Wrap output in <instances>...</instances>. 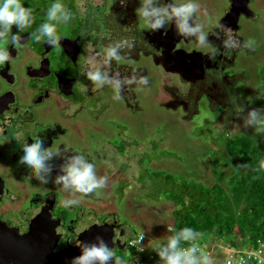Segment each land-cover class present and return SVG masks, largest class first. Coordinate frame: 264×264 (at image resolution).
I'll return each instance as SVG.
<instances>
[{
	"label": "flooded vegetation",
	"instance_id": "1",
	"mask_svg": "<svg viewBox=\"0 0 264 264\" xmlns=\"http://www.w3.org/2000/svg\"><path fill=\"white\" fill-rule=\"evenodd\" d=\"M64 1L68 4L66 7L73 13L74 19L67 25H58L57 34L60 36L58 48L51 47L44 41L37 43L30 38L31 33L46 21L47 8L55 0H21L24 6L35 7V23L20 33L26 42L25 47L15 49L10 43L4 45L10 51L13 60L0 65V230L8 238H12L14 233L19 234L17 237H20L22 242L35 238V242H39L35 246L36 250H43L41 245L43 241L47 242L50 248L57 240L53 253L64 255L73 250L74 256H77L79 243L86 241L85 236L88 238V234L85 233H88L90 227L97 225L103 227L105 238L109 237L111 240L109 247L114 249L116 257L121 259L123 264H147L150 262L145 257L149 253L147 248L139 251L145 254L141 261L138 258L139 254L128 258L118 257L117 250L129 249V244L131 245L135 237L138 238V234L134 232V236H127V231H123V224L118 219V213L111 211L112 214L103 207L106 202L97 208L102 210V213L97 215V222L89 225L88 203H83L88 197L81 199L78 206L65 208L61 201L67 194L62 192L59 186L51 182L43 185L35 179L29 182L26 179L29 170L26 166H18V158L23 155V144L31 143L39 135L46 138L45 146H52L53 150L61 148L71 153L84 154L96 166L107 161L97 153L99 142L94 143L89 137L88 116L99 124L100 114L104 110L113 112L119 105L122 110L135 117L132 122L135 124L139 120L138 113L141 110L138 105L139 92L135 86L126 88L123 93L124 99L117 101L113 99L114 93L110 87L104 86V93L101 95L102 90L83 75L87 67L85 57L90 53L101 52L107 45L106 42L128 38L135 44L132 52L133 62L123 59L104 65L103 70L109 74L119 72L121 77H124L141 72L148 77V69L143 62L148 58L166 76L178 77V80L172 83L171 90L170 88L167 90L171 93L170 97L161 98L164 102L167 99L165 104L168 105H163L164 107L169 110L179 107L186 113L185 116L194 113L200 115L198 105L203 100H207L212 109H216L220 101L227 98L232 85L224 83V90L218 88L214 84L218 76L212 71L207 74L203 68L200 69L202 75L200 84L198 85V80L190 82L186 75L182 76L177 72L179 63L182 64L183 70L188 68L193 73L198 71L200 65H207L206 67L211 65L215 70L227 67V71L228 68L236 67L239 55L252 54L254 51L224 50L221 47V40L214 36L217 31L215 26L209 35V40L218 48L215 60L209 59V51H188L187 46L192 38L177 36L173 24L169 23L161 31L153 33L138 20L135 9L139 7V0H126V6L123 7L120 0ZM228 1L230 9L226 10L219 24L230 27L238 39L246 41L239 34L240 21L243 17L254 21L260 20L259 17L256 18V12L251 6L254 0ZM164 2L167 3L169 0ZM233 5L242 10L250 8L254 15L248 17L242 11L238 23L233 17L231 21L226 20L227 16L232 14ZM81 6L85 9L83 12L80 10ZM16 31L14 26L13 32ZM255 51L257 53L258 49ZM231 52L232 55L228 56ZM232 73L231 75H234L232 83H235L237 81L235 76L242 72L236 67ZM231 75H227L225 79ZM207 83H212L213 86L211 84V87L207 85V88H204ZM196 85L202 93L196 101L190 97L187 99ZM120 121L124 124V120ZM120 129L121 125L117 127V130ZM104 141L109 140L104 138ZM100 156L102 158L98 159ZM53 163L59 165L62 161L54 160ZM52 175L54 178L56 172L54 171ZM116 175L113 173L110 178ZM116 181L117 189L114 191L116 196L113 198L115 202L119 199L117 193L120 189L119 184L123 183L120 179ZM124 186L123 194H119L122 198L127 188V185ZM54 228L57 237L54 236ZM36 231L40 236H23L34 232L36 234ZM66 234L72 235L68 242L64 239ZM62 239L63 245L59 244ZM137 249L139 250L138 247ZM74 256L37 259V264H69Z\"/></svg>",
	"mask_w": 264,
	"mask_h": 264
},
{
	"label": "rangeland",
	"instance_id": "2",
	"mask_svg": "<svg viewBox=\"0 0 264 264\" xmlns=\"http://www.w3.org/2000/svg\"><path fill=\"white\" fill-rule=\"evenodd\" d=\"M61 2L68 6L64 0ZM197 2L201 5L197 15L205 26L204 31L210 35L215 24L219 23L226 10L230 9L229 1L197 0ZM251 6L256 12V18L259 17L260 20L254 21L243 17L240 21L239 34L245 40L254 39L258 51L238 56L236 67L242 73L235 76L237 78L235 83H232L234 75L231 74L236 67L228 68L226 71L227 67L215 70L211 65L208 67L200 65L198 71L193 73L188 68L183 70L182 64L179 63L177 72L182 76L186 75L190 82L200 81L202 78L200 69L203 68L207 74L212 71L218 76L217 80L214 79V84L218 88L224 90V83L232 85L229 95L220 101L216 109H212L207 100L199 102L200 115L194 113L185 116L186 113L179 107L171 110L164 107L168 105L165 102L171 94L167 90L169 88L171 90L172 83L177 81L178 77L166 76L151 59L146 58L143 62L147 66L148 79L151 81L149 87L138 91L140 98L138 105L141 110L138 113L139 120L133 124L135 117L122 110L119 105L113 112L104 110L100 114L99 124L88 116L89 137L94 143L99 142L97 153L107 160L96 166L97 175L108 177V186L102 190L100 197L86 196L88 198L83 200V203H88V223L90 225L97 222V215L102 213V210L97 208L106 202L103 207L110 213L111 211L118 213V219L123 224V231H127V236H134V232H137L138 237L144 234L145 241L142 244L149 252L147 255L141 254L137 247H130L127 250H117L118 257L128 258L139 254L140 261L145 255L150 261L147 264H160L153 248L166 243L167 237L173 234L168 232L167 228L173 227L174 210L177 208L174 201L167 199L166 195L173 193L174 187L177 188V185L184 184L187 180L201 182L206 186L220 183L215 171L217 166L209 157L216 149L220 150L218 146L220 140L226 134L232 138L245 133L257 135L254 128L243 126V117L253 108L264 109V0H254ZM25 7H32L36 11L33 5ZM187 50L209 51L197 47L194 38L189 42ZM198 74L199 76H196ZM227 75L231 77L225 79ZM206 82L207 80L204 81ZM211 84L207 83L204 88H207V85L211 87ZM198 85L192 88L187 99L190 97L196 101L202 93L201 89L197 88ZM100 89L103 95V88ZM162 96L167 97L165 102ZM120 120H124V124ZM120 125L121 129L117 130ZM104 138L109 141H104ZM101 156L98 159H101ZM219 164L224 167L226 173H229L223 163ZM150 168L157 170L155 176L160 175L159 180L155 178ZM113 173L117 174L114 176L115 179L110 178ZM119 179L124 184H119L120 189L117 190L119 199L115 202L114 191L117 189L116 180ZM124 185H127V188L122 198L119 194H123ZM71 238V234H66L64 239L68 242ZM233 238L243 240L238 232ZM64 239L59 244L63 245ZM136 239L135 237L133 240ZM197 246L202 253L214 252L215 257L222 255L228 247L223 240L217 238Z\"/></svg>",
	"mask_w": 264,
	"mask_h": 264
},
{
	"label": "clouds",
	"instance_id": "3",
	"mask_svg": "<svg viewBox=\"0 0 264 264\" xmlns=\"http://www.w3.org/2000/svg\"><path fill=\"white\" fill-rule=\"evenodd\" d=\"M121 6H126V0H120ZM81 12L85 9L80 7ZM201 5L197 0H139V7L135 15L139 21L151 32H159L169 23L175 27L176 35L183 38H194L199 48L209 49L208 57L215 60L218 48L209 40V34L204 31V24L197 15ZM74 19L73 13L61 2L55 0L46 11V21L41 23L30 38L39 43L44 41L51 47H59L60 36L57 34L58 25H67ZM36 17L32 7H25L21 0H0V65L12 62L13 57L4 45L11 44L13 48L20 49L26 46L24 37L20 35L32 27ZM15 26L16 32H13ZM217 31L214 36L221 40L224 50H256V41L248 39L241 41L230 27L216 23ZM135 44L128 38L114 40L105 45L101 52L90 53L85 57L87 65L83 75L97 88L108 86L112 89L113 99H124L126 88L135 86L137 91L149 87L150 81L141 72H134L131 76L121 77L119 72L109 74L103 70L104 65L112 61L123 59L133 62L132 52ZM243 111V109L241 110ZM243 126L255 129L257 135H264V109L253 108L243 117ZM55 138H53L54 140ZM46 138L37 136L31 143L25 142L22 146L23 155L18 158V166H26L29 170L26 179H33L40 184L50 182L59 186L66 193V198L61 201L63 207L78 206L81 199L86 196L100 197L102 190L108 186V177L98 176L96 165L88 157L80 153H71L64 149L53 150L52 146L46 147ZM54 160H61L56 165ZM237 169H249V164H239ZM56 172L53 178V172ZM252 171H264V159L258 161V166ZM173 233L167 237V242L153 248L159 257L160 264H214L211 254L202 253L196 240L203 238L204 233L197 232L189 227L180 230L167 228ZM144 234L139 235L131 242L130 247H138L144 251L142 244ZM192 242L188 247H181V242ZM79 255L74 256L69 264H123L116 257L114 249L110 248L101 236L95 237V242H83L78 245ZM231 264V261H229Z\"/></svg>",
	"mask_w": 264,
	"mask_h": 264
},
{
	"label": "trees",
	"instance_id": "4",
	"mask_svg": "<svg viewBox=\"0 0 264 264\" xmlns=\"http://www.w3.org/2000/svg\"><path fill=\"white\" fill-rule=\"evenodd\" d=\"M220 141V150L209 156L217 166L215 171L220 183L206 186L187 180L166 195L177 206L172 228L189 227L204 233L197 243L206 244L217 238L235 248L257 247L258 241L264 243V171L252 169L264 159V135L245 133L232 138L226 134ZM239 164H249L250 168L237 169L235 166ZM151 171L155 176L157 170ZM159 176L155 178L159 180ZM237 232L242 241L233 238ZM191 244V241H182L181 247Z\"/></svg>",
	"mask_w": 264,
	"mask_h": 264
},
{
	"label": "water",
	"instance_id": "5",
	"mask_svg": "<svg viewBox=\"0 0 264 264\" xmlns=\"http://www.w3.org/2000/svg\"><path fill=\"white\" fill-rule=\"evenodd\" d=\"M244 12L245 14H247L248 17L253 16V12L250 10V8H246L244 10L242 9H238L233 5L232 11L230 15L227 16L226 20H235V22L238 23L239 21V15L241 12ZM239 27H236V29H238ZM33 230V229H32ZM55 230V234L54 236L57 237L56 235V229ZM2 230H0V254H2L0 256V260L2 262V264H5V261L7 262V264H37V259H43V258H55L57 256H74L75 253H73L71 250L70 252L66 253V254H61V253H53L52 251L54 250L56 241L51 244L50 248H48V243L43 241V243H41V245H43V250H36L35 246H37L39 244V242H35V238H33L32 240H26L24 242H22L23 240L20 237L19 234H13L12 238H8L5 234H3L1 232ZM88 238L87 236H85L86 241L85 242H95V237L96 236H101L103 237V239L105 238L106 234L103 230V227H99L97 225H94L91 229L88 230ZM40 236L38 234V232L36 231L34 233H30L28 235H23V236ZM24 239V238H23ZM106 241V243L109 246V241H111L109 239V237L104 239ZM47 246V248H46ZM7 255V256H6ZM77 255H79V251L77 253ZM61 259V258H60ZM63 260V259H62ZM59 263V261H58Z\"/></svg>",
	"mask_w": 264,
	"mask_h": 264
},
{
	"label": "built area",
	"instance_id": "6",
	"mask_svg": "<svg viewBox=\"0 0 264 264\" xmlns=\"http://www.w3.org/2000/svg\"><path fill=\"white\" fill-rule=\"evenodd\" d=\"M225 249L226 251L217 257L214 252L209 253L212 255L214 263L229 264L231 261V264H264V244L261 241H258L257 247L251 245L243 248L228 246Z\"/></svg>",
	"mask_w": 264,
	"mask_h": 264
},
{
	"label": "bare ground",
	"instance_id": "7",
	"mask_svg": "<svg viewBox=\"0 0 264 264\" xmlns=\"http://www.w3.org/2000/svg\"><path fill=\"white\" fill-rule=\"evenodd\" d=\"M262 242V241H261ZM263 243V242H262ZM264 244V243H263Z\"/></svg>",
	"mask_w": 264,
	"mask_h": 264
}]
</instances>
